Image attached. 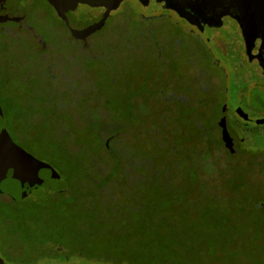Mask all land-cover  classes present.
<instances>
[{"label": "rangeland", "instance_id": "374dc122", "mask_svg": "<svg viewBox=\"0 0 264 264\" xmlns=\"http://www.w3.org/2000/svg\"><path fill=\"white\" fill-rule=\"evenodd\" d=\"M4 2L0 125L16 153L61 177L19 201L0 190L2 259L33 264L41 240L35 218L51 219L48 194L59 197L56 190L77 181L109 188L116 205L135 199L147 209L155 223L149 238L170 260L264 264V165L222 152L231 143L226 130L264 131L237 114L264 117V83H249L244 104L238 66L156 3L127 2L107 18L78 15L54 0ZM13 163L6 148L0 185L29 191L27 177L10 176ZM69 263L96 264H36Z\"/></svg>", "mask_w": 264, "mask_h": 264}, {"label": "trees", "instance_id": "16d2710c", "mask_svg": "<svg viewBox=\"0 0 264 264\" xmlns=\"http://www.w3.org/2000/svg\"><path fill=\"white\" fill-rule=\"evenodd\" d=\"M4 1L2 8L6 5L8 10ZM254 101H260V97ZM243 103L248 104V101L245 99ZM232 131H225L231 143L223 147L222 152L232 158L246 155L254 165H264V131L241 130L236 134ZM151 183L158 186L157 182ZM93 184L94 187L89 188L75 181L56 190L54 195L59 197H52L51 192L48 194L56 211L51 219L43 213L35 218V223L41 226V240L36 243L33 264L40 258L60 261L79 258L96 264H185L170 260L163 245L154 244L155 239L149 238L155 223L147 209L139 207L135 199L128 202V206L116 205L112 201V190Z\"/></svg>", "mask_w": 264, "mask_h": 264}, {"label": "flooded vegetation", "instance_id": "af4514ba", "mask_svg": "<svg viewBox=\"0 0 264 264\" xmlns=\"http://www.w3.org/2000/svg\"><path fill=\"white\" fill-rule=\"evenodd\" d=\"M127 2L146 8L158 4L161 10L174 14L192 28L209 50L227 57L232 66H238L233 69L234 78L242 87L238 96L243 102L242 94L251 81L263 85L264 0H80L77 8L69 11L87 17L109 18ZM117 4L116 9L107 12ZM2 194L14 201L8 194ZM0 264L10 263L0 256Z\"/></svg>", "mask_w": 264, "mask_h": 264}, {"label": "water", "instance_id": "95a60500", "mask_svg": "<svg viewBox=\"0 0 264 264\" xmlns=\"http://www.w3.org/2000/svg\"><path fill=\"white\" fill-rule=\"evenodd\" d=\"M63 8L66 9H76L78 6V3H80V0H57ZM89 5V3H88ZM118 6V4L116 5V7H112L109 10H107V12L109 13L111 10L116 9ZM238 115L245 120L248 123H253L255 125H261L264 124V117L263 118H256V119H252L249 118L248 115L246 113H244L243 110L238 109L237 110ZM3 111L2 108L0 106V122L2 123V118H3ZM1 127V125H0ZM3 127L0 128V137L5 139L6 145H12V140L10 139V137L8 136V134L3 131ZM20 153H22L23 155L27 156L30 158V160L33 162L32 163V168L25 172L22 171L19 166L16 163L10 164L11 167H13V172L10 173V176L14 177V178H22V177H27L28 180L31 183V188L29 191L27 192H23V193H17L12 186V181H9L7 183H3L0 185V190L6 194H8L14 201L17 200H22L28 197V195L33 192L36 191L44 182L50 180V179H55V180H59L60 179V175L50 166L47 164H44L42 162H39L35 159H33L29 154L24 153L22 151H20ZM5 157V152L3 154V158ZM2 158V159H3ZM16 192V193H15Z\"/></svg>", "mask_w": 264, "mask_h": 264}, {"label": "snow or ice", "instance_id": "6c2138e0", "mask_svg": "<svg viewBox=\"0 0 264 264\" xmlns=\"http://www.w3.org/2000/svg\"><path fill=\"white\" fill-rule=\"evenodd\" d=\"M6 148L8 152L15 155L16 162L22 171L27 172L32 168L33 162L30 158L22 153H16V150L11 145H6L5 139L2 137H0V160H2Z\"/></svg>", "mask_w": 264, "mask_h": 264}]
</instances>
